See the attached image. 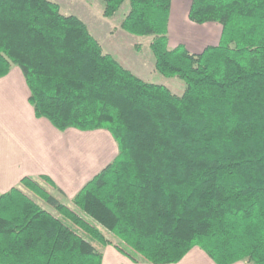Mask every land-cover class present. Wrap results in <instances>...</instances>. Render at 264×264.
<instances>
[{
  "label": "trees",
  "instance_id": "16d2710c",
  "mask_svg": "<svg viewBox=\"0 0 264 264\" xmlns=\"http://www.w3.org/2000/svg\"><path fill=\"white\" fill-rule=\"evenodd\" d=\"M101 1L105 17L128 2L120 27L151 35L154 69L184 89L137 76L54 0H0V77L18 66L36 117L118 146L73 207L38 178L1 192L0 264H101L105 244L155 264L193 246L264 264V0H190V21L221 26L199 52L169 45L171 0Z\"/></svg>",
  "mask_w": 264,
  "mask_h": 264
},
{
  "label": "crops",
  "instance_id": "0c3cea01",
  "mask_svg": "<svg viewBox=\"0 0 264 264\" xmlns=\"http://www.w3.org/2000/svg\"><path fill=\"white\" fill-rule=\"evenodd\" d=\"M172 4L173 0L169 33ZM177 4L183 10L186 6L189 8L190 2L178 0ZM173 19L180 30L175 34L193 39L194 42L190 43L185 39L180 41L189 51L199 52L206 45L217 44L221 30L219 23H194L187 15H178L176 11ZM28 95L29 89L21 70L16 65L11 66L7 74L0 77V193L21 185L20 179L24 176L39 178L47 175L52 180L53 189L71 200L87 180L114 159L118 152L117 143L105 128L57 129L47 118L35 116ZM53 189L51 193L55 192ZM101 264L155 263L133 261L114 245L105 244ZM160 264L216 263L200 247L193 246L180 260ZM231 264L248 263L236 261Z\"/></svg>",
  "mask_w": 264,
  "mask_h": 264
},
{
  "label": "rangeland",
  "instance_id": "374dc122",
  "mask_svg": "<svg viewBox=\"0 0 264 264\" xmlns=\"http://www.w3.org/2000/svg\"><path fill=\"white\" fill-rule=\"evenodd\" d=\"M59 3L61 11L65 13H73L82 19L88 26L92 35L100 42L105 51L110 53L115 57L121 64L130 69L139 77H144L142 79H149L155 83L164 84L172 92L180 94L184 89V82L176 76H164L154 69V58L149 48L150 40L152 39L151 35L147 36H138L131 34L120 27V21L124 14L128 10V2H124L116 14L112 17H105L102 14L103 11V2L101 0H54ZM188 4L190 0H187ZM172 4V17L170 20V33H169V45L174 46L180 41L185 39L186 42H194L193 39H190L187 36H179L180 30L174 23L173 15L176 11L178 15L183 13L187 15L188 6L182 10L178 7V0ZM177 8V9H176ZM175 9V10H174ZM183 11V12H182ZM218 24L217 22H213ZM220 30V26H219ZM39 182L45 189L51 193L53 187L52 184L44 181L42 178H38ZM58 198L70 207H73L71 200L61 196L55 188L53 189ZM33 199L38 202L41 206L49 208L43 202V200L33 194L32 192L27 191ZM106 233V232H105ZM108 237L111 238L109 233H106Z\"/></svg>",
  "mask_w": 264,
  "mask_h": 264
}]
</instances>
